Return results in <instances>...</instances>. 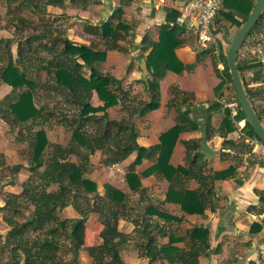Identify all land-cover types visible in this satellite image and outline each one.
Instances as JSON below:
<instances>
[{
	"label": "trees",
	"instance_id": "1",
	"mask_svg": "<svg viewBox=\"0 0 264 264\" xmlns=\"http://www.w3.org/2000/svg\"><path fill=\"white\" fill-rule=\"evenodd\" d=\"M6 1L9 7H13L14 4L13 8L16 12L24 9L29 13L33 11V13L39 12L45 15L48 12L47 6L65 8L77 0H46L42 10L34 0ZM255 5L256 3L252 0H225L215 21L220 22L224 18L240 27ZM123 13L124 9L121 5L102 24L101 30L92 31L105 39L106 49H94L91 45L76 43L68 37H63L62 34L59 35L57 31L54 30V32L52 21L44 22L38 19V22L33 23L31 16L21 14L16 17V28L19 25L25 27L45 24L47 30L33 32L28 37L27 51L22 49V43L19 42V56L16 59L13 58L10 49V42L13 40L0 39V46L4 45L6 49V55L0 52V86L5 83L13 88L12 93L7 96L8 102L0 103V117L5 119L12 128L20 125L28 131L26 137L30 151L27 165L18 163L8 166L13 169L14 176L22 168L30 173L29 177L22 182V191L9 194L2 205V209L13 213L12 216L4 217L10 226L5 246L10 248L12 264H81L79 251L83 248H86L92 257V264H130L121 254L123 245L129 241H134L142 248L144 256L149 258V264H165L166 261L169 264H201V257L210 247L207 227L195 226L187 230L184 236L179 237L169 233L166 223H162L161 220L171 222L173 219L181 220V218L173 217L163 209L161 210L159 201L156 204L153 199L144 197L143 193L147 189L142 185L134 168L151 151H158L156 163L144 171L143 176L155 174L161 179H166L169 185L161 202L180 204L183 211L191 214H203L208 208L215 209L217 195L215 180L230 176L235 169L230 167L224 171L207 173L206 154L198 150L202 147L200 139L184 141L186 156L183 165L173 166L170 163L171 154L180 133L188 130L189 124L193 128L198 127L194 119L188 117L191 112L188 108L181 112L180 120L160 136L158 145L147 148L137 142L139 133L135 125V116L144 115L159 107V80L164 74L159 66L161 61H167L168 64L170 62L163 50L166 43H163L162 47L157 44L147 61L151 73V77L146 78L148 99L140 100L135 106L129 107L128 114L120 119L110 117L108 108L119 104L123 108L126 106L125 90L121 79L110 72L97 69L94 62L105 60L107 49H124L119 40L123 38L122 32L128 33L129 27L122 21ZM238 16L242 17V20H239ZM263 19L264 14L246 36L245 42ZM6 24H13V21L9 20ZM89 26L87 31L90 32L92 28L97 27L92 24ZM2 28L4 25L1 21L0 29ZM212 31L213 35L219 32ZM60 39L61 47L57 45ZM35 40L39 42L37 49L33 48ZM39 51L50 52L52 56L41 58ZM208 51L213 53V64L220 78L214 89L216 96L223 95L226 83H228L227 90L236 96L221 41L217 38ZM217 51L224 64L223 71L217 68ZM158 53L163 54L160 56L161 61L156 59ZM4 55L7 56V60L4 59ZM72 62L74 65H71ZM39 64V68L46 73V79L43 82L34 75V72H37L34 68ZM86 65L90 66L89 76L84 73ZM260 65L262 66L260 61L242 65L238 56V67L248 95L260 119L264 121V109L259 108L257 104V100L264 102V83L261 89H255L250 87L244 78L246 69ZM42 86H50L57 95H62V91L67 90V95L71 96L72 101L80 105L79 112L76 113L77 118L68 125L72 134L71 142L67 145L50 142L43 127V122L47 118L43 116V107H38L35 100V92ZM92 90L97 91L104 105L98 107L91 105L88 99ZM180 94L179 91L171 98L168 103L169 108L178 105V98L182 95ZM182 97L185 101V96ZM215 108H223V106L215 100L210 104L209 111ZM223 114L220 132V135L224 137L223 145L227 148H238L242 153L251 152V147L246 142L228 138L229 133L236 130V124L231 117L230 109L223 108ZM235 119H246L240 104ZM91 125L96 130V135H88L86 131ZM243 132L250 136L257 135L247 120ZM98 146H102L101 149L104 148L106 164L120 162L131 153L137 152V157L127 173V180L132 191L141 194L136 205H132L128 193L109 183L104 185L105 193L101 195L98 184L89 177V156L95 153ZM71 154H76L79 161L70 160ZM261 163L264 164V162ZM192 178L199 182L197 188L191 189L187 185V181ZM240 182L242 183L239 179L238 183ZM10 184H15V179L11 180ZM51 186H53L52 189H49ZM258 193L261 207H263L264 189L258 190ZM68 206H73L79 216L63 218L61 212ZM91 213L98 214L102 227L99 231L100 241L88 245L86 222ZM122 218L134 224L131 233H135L134 230H136V235L120 230L119 221ZM165 236H169L168 242H156L158 237ZM178 240L183 241L184 245L172 243Z\"/></svg>",
	"mask_w": 264,
	"mask_h": 264
},
{
	"label": "crops",
	"instance_id": "2",
	"mask_svg": "<svg viewBox=\"0 0 264 264\" xmlns=\"http://www.w3.org/2000/svg\"><path fill=\"white\" fill-rule=\"evenodd\" d=\"M191 1L193 0H94L92 2L94 4L90 6H88L89 3L81 1L83 3L81 5L83 13L79 17L81 20L87 17L85 15L87 12L86 8L96 10V15L93 14L92 22L87 21V26L85 27L84 25L85 30H83L85 33L90 34L93 40L91 43L84 44L91 45L94 49H106L105 39L92 31L101 30L102 24L111 16L112 12L122 5L124 9L122 21L129 27L128 33L122 32L123 38L119 40L120 45L124 49H107L106 59L94 62V66L121 79L124 90L128 86L133 88L141 87L147 94L142 100H146L148 99L146 78L151 77L147 61L157 44L162 47L163 43H166L163 50L170 61V65L167 61H161L160 56L163 54L158 53L156 55V59L158 58L161 61L159 69L164 72L159 80V107L144 115L135 116V125L139 133L137 142L147 148L155 147L160 143V136L173 127L180 120L181 112L188 108L191 110L188 117L194 119L198 127L193 128L189 124L190 128L180 133L171 154L170 163L173 166L183 165L186 156L184 141L200 139L202 149L198 148V150L206 154L208 161L207 173L224 171L230 167L235 170L230 176L215 180L214 185L217 192L215 209L208 208L203 214H191L183 211L180 204L161 202L169 185L166 179H161L155 174L143 176V172L154 165L159 156V152L153 150L134 168L135 173L140 177L142 185L147 189L143 195L153 199L156 204L159 201L161 210L163 209L173 217L181 218V220L173 219L171 222L161 220L162 223H166L169 233L173 236H184L187 230L195 226H203L209 229L208 243L210 247L207 253L201 257V264H264V252L262 250L264 245V205L261 207L258 193V190L264 189V164L261 163L264 161L254 159L255 155H252V152L242 153L238 148L225 147L223 145L224 137L220 135L224 115L223 108H215L209 111L210 104L215 100L218 101L219 97L216 96L214 89L220 80L216 81L213 70L209 65V59L213 57V53L209 52L208 49L218 38L225 53L226 47L224 41L221 40V28L226 27L230 21L224 18L220 22L216 20V25L214 24L216 27H212V30H218L219 32L213 35L212 41L201 42L197 36L196 29L191 25L189 17L183 11L184 5ZM252 1L254 3L258 2V0ZM96 16L99 17L97 18ZM238 19L242 20V17L238 16ZM91 24L93 26L97 25V27L92 28L90 32L87 31V28ZM258 28V32L248 37L239 50L238 56L242 65L258 62L253 54V49L256 42H264V19ZM67 37L70 39L69 35ZM218 51L220 50L218 49ZM219 57L221 59L220 55ZM217 59V68L223 71L219 65L218 54ZM78 61L82 62L81 59H78ZM39 66L40 64L34 69L44 71ZM153 69L152 67L151 70L153 71ZM85 70L89 72L90 66L86 65L84 73ZM37 78L41 82L46 79L40 80V76ZM244 78L250 87L261 89L264 83L262 66L246 69ZM179 91L182 95L180 94L181 96L178 98V105L169 108V101ZM61 94L57 95L55 91L51 90L50 86H42L37 88L35 100L38 107H43V116L47 118L43 122V127L46 128L47 123L54 119L57 120L56 123L61 124L65 130L69 131L68 142L64 144L67 145L71 142L70 137L72 134V130L68 125L77 118L76 113L79 112L80 105L72 101L71 96L67 95V90L62 91ZM182 96H185V101H183ZM88 100L94 107L104 105L96 90H92ZM129 102L127 101V103ZM257 104L259 108L264 109V102L257 100ZM111 108L113 107L108 108V112L111 111ZM109 115H111L110 112ZM125 115L126 113L121 115V117ZM50 123L53 124L51 121ZM14 129L16 134L21 133L20 130H22V134L28 135V131L23 126L17 125ZM86 131L88 135H96L94 128H87ZM235 131L240 133L237 127ZM235 131L229 133L228 138L243 141L239 137L240 135L237 138L236 136L234 137ZM47 136L50 142L58 143V141H51L48 132ZM101 150V148H97L93 154L102 153ZM93 154H90V156L92 157ZM136 157L137 152H133L122 161L113 164L90 160L89 177L98 184V190L101 195L105 193L104 185L106 183L114 185L130 196L132 193L140 194V192L132 191L127 180V173ZM69 158L75 162L79 161L78 156L75 154ZM101 174L105 175L106 179H99ZM239 179L242 183H238ZM187 185L194 189L199 186V182L192 178L187 181ZM156 186L165 188L161 190L159 197H156L155 194L157 193L151 189ZM66 210H69L70 214L62 216L63 218L77 216L72 206L65 207L61 215ZM92 221L95 222V234L98 237V240L95 241H89L88 231L90 229L87 225ZM86 226L87 244L98 243L100 238L97 233L102 225L97 213H91L87 219ZM119 228L123 232L131 233L134 229V224L122 218L119 221ZM169 240V236H165L162 238V243H166ZM172 243L179 246L184 245L181 240ZM141 249L137 243L129 241L123 245L121 254L124 260L130 264H149V258L144 256V252ZM79 258L81 264L93 263V259L86 248L79 251ZM165 264H169L168 261Z\"/></svg>",
	"mask_w": 264,
	"mask_h": 264
},
{
	"label": "rangeland",
	"instance_id": "3",
	"mask_svg": "<svg viewBox=\"0 0 264 264\" xmlns=\"http://www.w3.org/2000/svg\"><path fill=\"white\" fill-rule=\"evenodd\" d=\"M17 1H21V0H17ZM34 1L37 2L41 10L45 7L44 5H45L46 0H34ZM78 1L79 0H77L75 3L68 4L65 8L47 6L48 12L45 15H41V13L39 14V12L33 13V11H31L29 13L28 10H24V9H22L19 12L18 11L16 12V10H14L13 8L14 4H13V7H9L6 0H0V22L2 21V25H4V28L0 29V39L11 38L13 40V42H10V49H11L13 58L16 59L19 56L18 55L19 42L22 43L21 44L22 49L27 51V49L29 48V45L26 42L28 37L32 35L33 32H36V31L41 32L42 30H47L45 24H42L40 26L38 24H36V26L28 25L25 27H23L22 25H19L16 28L15 27L17 25L16 17L17 15L21 14L24 16H27V15L31 16L30 18H31V21L33 20V23H36V21L38 22V19H41L44 22L47 20L52 21L53 31L54 30L57 31L59 35L62 34L63 37H67L69 35L70 39L72 41H75L76 43L77 42L91 43L93 38H91L90 34L85 33L83 30H85L84 25L85 27L87 26V21L92 22L93 20L92 17H93V14L96 13V10H93V8L92 10H90L88 8L89 9L88 11V9L86 8L87 12L85 15L87 17L86 19L81 20L79 17H81L83 13L82 12L83 8L81 7L83 3H81V1L79 2ZM93 1L94 0H88L85 3H89L88 6H90L91 4H94L92 3ZM66 14L68 16H66ZM56 15H60V16H56ZM9 20H12L13 24H6L8 23ZM215 23L216 21H214V24ZM215 25H213V27H216ZM258 27L255 29L254 34L258 32V29H259ZM238 30H239V26L231 22H228L226 27L221 28V32H222L221 40L224 41L226 49ZM38 43L39 42L35 40L33 48H36V49L39 48ZM61 43L62 41L60 39L57 45L61 47L62 46ZM0 47H2L0 52L1 53L3 52V54H5L6 49L4 48V45H1ZM39 54L41 58L46 57V56L47 57L52 56L50 52L45 53V51H39ZM4 59L7 60V56H5ZM63 60H66V59L63 58ZM209 65L211 69L213 70V74H214L216 81L218 82L220 78L216 74L215 67L213 64V58L211 57L209 59ZM85 73L86 75H89V72L86 70H85ZM34 74L37 77L40 76L39 78L40 80H44L46 78V73L44 71L37 70V72H34ZM3 84L0 86V103L5 104L8 102V100H6L7 96L12 93L11 91L12 87L9 86L8 84L7 85H3ZM143 90L144 89H142L141 87H136V88H133L132 86L126 87L125 98H124L126 106L123 108V106L121 107V105H119V106L111 108L110 109L111 111H109L111 114L110 116L120 118L121 115L125 113L127 115L129 112V107L135 106L140 100H142L143 98L147 96V94H145L144 92L145 90L144 91ZM127 101H130V102L127 103ZM122 111H123V114H122ZM50 121L53 122V124H51ZM50 121L47 123L46 128L45 127L44 128L48 132V135L51 141L54 140V141H58V143H62L63 145L66 144L69 138V131L65 130L61 126V124L56 123L57 120L52 119ZM14 128H12L11 125L5 121V119L0 117V264H12V262L10 261V248L5 246V241H6L10 226L5 221L4 217L12 216L13 213L9 210L2 209V205L5 203V199L9 194L20 193L22 191V182L30 175V173L26 169L22 168L20 169L19 173L16 176H14L15 174L13 173V169L8 167V166H12L18 163L27 165L29 162V157H30L29 142H28L26 135L22 134V130H20L21 133L16 134V130ZM93 128H94L93 125L88 126V129H93ZM235 136L236 138L239 136L238 131H235L234 137ZM98 147L100 148L102 146H98ZM101 151L102 153L98 152L96 154H93L92 157L89 156V159L90 160L93 159V161H99V162L101 161L103 163L106 158V154L104 152V148ZM254 159H257L259 161L263 160L262 158H258L256 156H254ZM102 178L106 179L105 175L101 174L99 176V179H102ZM13 179H15V184H10V181ZM52 187L53 186H51L49 189H52ZM151 189H153V192L157 193L155 194V196L159 197V195H161V190H164L165 188H162V187L159 188L158 186H156V187H152ZM139 197H140L139 193L131 194L130 200H131L132 205L137 204ZM76 213H77L76 217H78L79 213L77 211ZM68 214H70V212L69 210H66L64 214H62V216H66ZM93 214H96V213H93ZM15 217L17 218V216ZM87 226H89V229H90L88 231L89 237H90L89 241L98 240V237L95 234V222L92 221ZM134 231L135 233H131V234L136 235V230ZM97 234L99 235V232ZM156 242H162V238L158 237L156 239Z\"/></svg>",
	"mask_w": 264,
	"mask_h": 264
},
{
	"label": "built area",
	"instance_id": "4",
	"mask_svg": "<svg viewBox=\"0 0 264 264\" xmlns=\"http://www.w3.org/2000/svg\"><path fill=\"white\" fill-rule=\"evenodd\" d=\"M224 1L225 0H193L184 5L183 11L189 17L191 25L196 29L197 36L201 42L207 43L213 40L212 26ZM253 54L256 56L257 60L261 62L264 70L263 41L255 43ZM219 55L218 52L219 65L223 69V63ZM227 84L228 83L225 85L223 95L218 98V101L222 104L223 108L230 109L231 117L240 131L239 137L249 144L252 154L264 160V141L257 135L250 136L243 132L246 119H235L239 111V102L237 97L227 90ZM262 250L264 252V245L262 246Z\"/></svg>",
	"mask_w": 264,
	"mask_h": 264
},
{
	"label": "water",
	"instance_id": "5",
	"mask_svg": "<svg viewBox=\"0 0 264 264\" xmlns=\"http://www.w3.org/2000/svg\"><path fill=\"white\" fill-rule=\"evenodd\" d=\"M264 14V0H258L247 19L230 41L226 51V61L232 80V87L238 102L246 115L247 122L252 126L257 136L264 141V121H262L248 95L243 76L238 67V53L243 46L246 36Z\"/></svg>",
	"mask_w": 264,
	"mask_h": 264
}]
</instances>
